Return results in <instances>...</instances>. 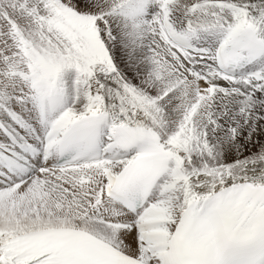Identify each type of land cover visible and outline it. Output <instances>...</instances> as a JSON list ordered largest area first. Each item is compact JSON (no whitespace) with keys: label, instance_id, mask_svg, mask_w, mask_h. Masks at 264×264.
<instances>
[{"label":"snow or ice","instance_id":"obj_1","mask_svg":"<svg viewBox=\"0 0 264 264\" xmlns=\"http://www.w3.org/2000/svg\"><path fill=\"white\" fill-rule=\"evenodd\" d=\"M0 264H264V0H0Z\"/></svg>","mask_w":264,"mask_h":264}]
</instances>
